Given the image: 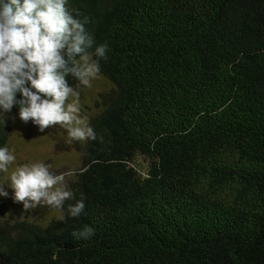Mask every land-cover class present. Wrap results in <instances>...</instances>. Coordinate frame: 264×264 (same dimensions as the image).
Wrapping results in <instances>:
<instances>
[{"label":"trees","instance_id":"obj_1","mask_svg":"<svg viewBox=\"0 0 264 264\" xmlns=\"http://www.w3.org/2000/svg\"><path fill=\"white\" fill-rule=\"evenodd\" d=\"M66 7L87 19L90 52L108 45V89L81 111L96 139L63 220L0 199V264H264V0ZM18 117L0 110V147ZM85 226L91 239L72 236Z\"/></svg>","mask_w":264,"mask_h":264},{"label":"clouds","instance_id":"obj_2","mask_svg":"<svg viewBox=\"0 0 264 264\" xmlns=\"http://www.w3.org/2000/svg\"><path fill=\"white\" fill-rule=\"evenodd\" d=\"M66 3L0 0V110L8 113L18 105L20 120H31L41 132L60 125L67 130L65 142L71 144L96 139L94 130L79 116L77 87L91 86L99 73L97 60L107 58L108 45L90 52L94 39L85 29L87 19L81 22L73 17ZM69 76L77 81L75 86L69 85ZM69 97L77 99L69 102ZM15 159L7 147H0V172L7 173ZM9 180L14 202L22 203L26 212L41 205L62 209L65 201L74 198L64 186V175L52 174L43 163L19 166ZM0 196H8L4 184H0ZM84 207L79 200L68 206L67 213L78 217ZM93 235L89 226L72 233L83 240Z\"/></svg>","mask_w":264,"mask_h":264},{"label":"rangeland","instance_id":"obj_3","mask_svg":"<svg viewBox=\"0 0 264 264\" xmlns=\"http://www.w3.org/2000/svg\"><path fill=\"white\" fill-rule=\"evenodd\" d=\"M108 89V84L100 77L96 76L91 80V86H86L83 94L78 96L80 107L79 116L89 127L87 118L81 115L91 114L96 110L95 101L99 99L101 93ZM77 98H71V102ZM87 107V109H86ZM92 116H94L92 114ZM67 130L60 125L39 131L37 125L31 122H23L18 117L14 122L13 135L9 141V151L15 155V161L8 166V172L2 173L0 184H4L8 196H0L1 200H13V189L8 187L9 177L15 168L34 163H43L48 166L49 171L54 175L63 174L65 177L64 186L69 189V181L72 173L77 172L85 159V150L88 140L73 141L67 144ZM61 209L51 206L41 205L36 208V217L42 223L49 222L52 219H58L61 215Z\"/></svg>","mask_w":264,"mask_h":264}]
</instances>
